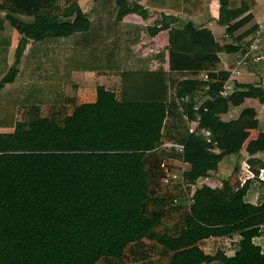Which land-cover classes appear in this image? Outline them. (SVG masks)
Listing matches in <instances>:
<instances>
[{
    "label": "trees",
    "instance_id": "obj_1",
    "mask_svg": "<svg viewBox=\"0 0 264 264\" xmlns=\"http://www.w3.org/2000/svg\"><path fill=\"white\" fill-rule=\"evenodd\" d=\"M209 2L0 0V32L7 23L18 30L9 62L0 45V126L7 127L0 130V264H124L127 255L148 256L145 237L168 252L166 264H264L255 241L263 234L264 197L245 199L252 182L264 180L239 186L213 174L221 184L198 187L182 213L160 188L161 154L190 162L185 181L215 170L229 153L237 156L233 170L244 161L255 174L264 167V130L239 154L261 115L245 100L264 104V87L236 77L233 90L220 93L231 78L227 53L255 25L221 43L206 25ZM250 6L224 0L216 20L229 25ZM130 13L142 22L125 20ZM162 31V47L137 50ZM22 71L25 81L17 83ZM74 73L115 75L118 87L97 84L94 101L76 102L64 91ZM233 106H241L237 117L223 119ZM211 140L221 150L211 151ZM166 142L182 151L165 149ZM175 213L168 232H155ZM209 239H230L233 253L206 252L200 243Z\"/></svg>",
    "mask_w": 264,
    "mask_h": 264
},
{
    "label": "crops",
    "instance_id": "obj_2",
    "mask_svg": "<svg viewBox=\"0 0 264 264\" xmlns=\"http://www.w3.org/2000/svg\"><path fill=\"white\" fill-rule=\"evenodd\" d=\"M136 1L143 3V4H146V0H136ZM222 1H224V0H210L209 3H210V9H211V19L206 23V25L213 32L215 39L220 41L221 43H230V42L233 43V41H235L232 39L233 36H236V35L242 33L243 31L247 30L248 28H251L258 21H264V0H249L251 6L246 12H244L242 15H240L239 17L232 20L229 25L219 24L217 22L216 18L218 16L219 4ZM155 15L156 14H153L154 17H155ZM124 19L128 20V21L135 22V23H141L142 22L141 16L136 14V13H130V14L126 15ZM5 27H6V25H5ZM161 33H164V34H162V36H160ZM224 33H229V37H227V38L224 37L223 36ZM17 36H18V33H17L16 37ZM246 36L247 35H245L244 37H239L237 39V41H235V43L238 45L237 46L238 48L235 49L234 51L227 53L225 66L232 67L234 65V60L236 59L237 55L241 52V50L245 46ZM147 40H148V42L153 43V45L155 44V42L158 43V41L162 42L164 45L166 42V31H162L157 36H155L151 39H147ZM262 46H263V52H264V32L262 35ZM12 48L14 49V46ZM13 49L11 50L12 52H13ZM11 56H12V54H11ZM11 56H9V50H8V55H7V61L8 62L10 61ZM237 80H239L241 82H252L256 85H262L264 87V59L262 61H259V62L250 61L244 67L242 74L237 77ZM10 85H12V84L6 83L4 88L2 89V92L5 91L8 87H10ZM106 88H108V87H106ZM110 89H115V88L111 87ZM95 97H96V87H95L94 93H91V100H89V101H94ZM245 104L248 106L254 107L259 113L261 112V115L259 118L257 128H250V130H249L250 134H249L248 138L245 140L242 149L240 150V153H239L240 155L241 154H247V152L245 150V145L248 142V140H250L251 138H254L257 135V132L259 130H264V104L262 102H260L255 97L254 98H249V97L246 98ZM240 108H241V106L231 107L229 111L222 114V118L227 120L230 118L232 119V118L237 117V115L240 111ZM197 109H199V110L200 109H206V106H201L199 108H196L195 110H197ZM198 119H199V113L197 112L195 114V116L190 120V129L191 130L197 125ZM0 130H7V127H1L0 126ZM221 148H222L221 145L218 144V142L216 140L210 141L209 149L211 151L218 152L219 150H221ZM259 155L261 157H263V159H264V151L259 152ZM166 158L168 159V157H166ZM236 158H237V156L235 153H229V154L224 155L222 157V159L218 162L217 168L215 170H211L210 172L215 173V175L219 178H223V177L225 178L226 175L230 174L231 171L239 173V174H236L237 176H239L240 173L244 174L245 173V171L243 170L244 169V163H247V162L244 161L239 169L233 170ZM168 160L179 164L182 159L175 158V157L171 156V158ZM189 166H190V162H188L187 164L184 163V167L186 169ZM255 178H257V177H255ZM248 179H252V178H246L245 182ZM236 180H237V177H236ZM255 181H256V179H255ZM231 184L234 185L235 183L231 182ZM242 184H240V181L236 183V185H239V186H241ZM254 186L256 187L257 183L253 181L250 188L248 189V191L245 195V199L249 200L251 202H256L255 199L258 198L259 194H260L258 192L255 193V191L258 190V188L255 189ZM261 192L264 193V190H262ZM205 241H207V240H205ZM202 242H204V240L201 241V243H200L201 246L204 248Z\"/></svg>",
    "mask_w": 264,
    "mask_h": 264
},
{
    "label": "rangeland",
    "instance_id": "obj_3",
    "mask_svg": "<svg viewBox=\"0 0 264 264\" xmlns=\"http://www.w3.org/2000/svg\"><path fill=\"white\" fill-rule=\"evenodd\" d=\"M146 2H148V0H146ZM17 33H18V30L15 27H12V25L8 23L6 24L5 30L3 32H0V45H5L7 48H9V56H11L12 54V51H11L13 49L12 47L16 44V41L18 38V36L16 37ZM162 34L164 33H161L160 36H162ZM162 46H163V43L160 41H158V43L155 42V44L153 45V43L148 42L147 39H142L141 42L137 44V50L143 54H146L152 51H156V49ZM24 74H23V71L18 74L17 79H16L17 83H23V81H25ZM118 79L119 78L117 76L110 75V74L100 75V74L89 73V74L84 75V74L74 73L71 79L68 82L64 83L65 95L75 97L76 102L89 101L91 100V93H94V90L97 84H103L104 86L108 88L113 87L116 89L119 83ZM47 108L43 109L44 114L47 113ZM66 108L68 111L71 112L73 107L71 104H67ZM18 115L20 116V113ZM22 116H23V112H22ZM162 157H168V159L171 158V156H168L166 154H161L159 159ZM236 174H239V173L231 171L230 174H227L225 178H228L231 182L235 183L234 185H236V183L238 182L236 180V177H237ZM254 182L257 183V186L256 187L254 186L255 189L258 188V190H256L255 193L256 192L260 193L258 198L256 199L254 198L256 202H258L264 197V193L261 192L262 190H264V185L260 184L258 181H255V180ZM185 211H187V209L183 210V209L176 208L175 212L182 213ZM179 217H180V214L175 213L172 216L164 218L162 223L157 225L154 228L155 232H158V233L168 232L171 229L172 225L176 221L179 220ZM255 241L260 243L262 247L264 248V229H263V234L260 237L255 238ZM233 243L234 242L231 241L230 239H224V241H221V243L216 242L214 239H209L207 241L202 242L204 249L207 252L215 251L214 248L209 249V246H212L215 244L218 246L219 244L217 249L222 248L228 254L233 253V249H234ZM142 248L145 249L148 255L147 257L141 258L135 261V260H132L127 255L124 258L125 259L124 264H166L168 252L167 253L163 251L159 252L158 245L156 244L153 238L145 237ZM208 264H220V263L219 261H214Z\"/></svg>",
    "mask_w": 264,
    "mask_h": 264
},
{
    "label": "built area",
    "instance_id": "obj_4",
    "mask_svg": "<svg viewBox=\"0 0 264 264\" xmlns=\"http://www.w3.org/2000/svg\"><path fill=\"white\" fill-rule=\"evenodd\" d=\"M264 32V21H258L253 30L249 32V34L245 38V46L241 50V52L237 55L234 60V65L231 67V78L226 80L220 90L221 95H228L233 90V83L231 79H234L240 76L243 72L244 67L250 62H259L264 59V52L262 46V35ZM224 37H229V33H224ZM201 78L204 81H209L210 73L204 72L201 75ZM207 89V83L202 86V90ZM165 149L171 150L176 149L177 151H182V145L174 144L167 142L164 145ZM184 163L187 164L188 161L181 160L179 164L174 163L173 161L168 160L166 157H162L159 159V182L164 195L166 197V201L169 206L177 207L178 209H189L191 203L194 201V191L203 184L208 185H216L221 184L217 182L213 177V172L206 173L197 177L193 181H185L183 178ZM244 174L240 173L237 176L238 182L240 184L245 182L246 178H255L264 180V167H260L257 174L249 167L247 163H244ZM178 190H182V194L178 192ZM217 242V241H216ZM219 243V242H218ZM219 246V244H218ZM218 246L212 245L209 246V249L214 248L216 250ZM221 247V246H220ZM205 250V249H204ZM206 251V250H205ZM207 252V251H206ZM211 251H208V253Z\"/></svg>",
    "mask_w": 264,
    "mask_h": 264
}]
</instances>
